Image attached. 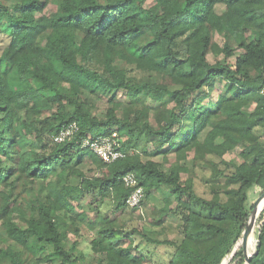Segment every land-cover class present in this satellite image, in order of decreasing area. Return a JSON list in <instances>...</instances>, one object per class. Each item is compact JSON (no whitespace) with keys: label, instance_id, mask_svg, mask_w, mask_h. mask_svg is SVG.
I'll return each instance as SVG.
<instances>
[{"label":"trees","instance_id":"16d2710c","mask_svg":"<svg viewBox=\"0 0 264 264\" xmlns=\"http://www.w3.org/2000/svg\"><path fill=\"white\" fill-rule=\"evenodd\" d=\"M0 34V264H83L81 223L91 264H145L134 233L174 247L167 264H247L249 192H264V0H0ZM98 97L111 104L102 117ZM73 122V139L55 141ZM113 134L126 157L81 147ZM128 172L143 204L167 190L153 223L179 217L180 242L102 216L112 199L129 208ZM247 250L264 264V206Z\"/></svg>","mask_w":264,"mask_h":264},{"label":"rangeland","instance_id":"374dc122","mask_svg":"<svg viewBox=\"0 0 264 264\" xmlns=\"http://www.w3.org/2000/svg\"><path fill=\"white\" fill-rule=\"evenodd\" d=\"M151 2V0H149ZM217 40L222 43V38L220 36H217ZM8 38L4 35L0 34V51L1 49L7 44ZM222 58V56H220ZM210 61H214L215 57L212 54H209L208 56ZM235 57H232L229 59V61L234 62ZM131 74L135 75L138 79L144 78V74L141 71L133 70L130 72ZM118 99L126 100V93L125 91L121 90L118 94ZM107 97H98L94 98L93 104H94V110L95 113L98 116H103L106 112L107 107H109L111 104L107 101ZM237 152L239 149L236 150ZM236 153H231L227 157H234L238 158V155ZM160 159V158H158ZM81 169H83L87 175L93 176L95 174H99L98 170L93 164L90 163H84L81 166ZM198 181V180H197ZM200 183V182H199ZM199 191H202V187H197ZM206 190L209 189L208 186L205 187ZM164 191H167L164 188H160L154 191V199L146 200L145 203L142 205L140 209H130L127 208L124 210H120L118 212L113 211V207L110 204H105L104 208L102 209L101 213L102 216H109L111 219H113L116 222V227L122 229V230H129L133 231V229H139L143 230V233H147L150 237L153 238H159V239H172L176 240L177 242H180L183 238V234L179 228L180 225V219L176 215L168 214L163 217V222L161 225H156L153 223V217H159V214H156V209L160 208L164 205V201L161 198ZM263 189L261 187L259 188H252L249 192V206L254 204V202L263 194ZM166 193V192H165ZM163 197V196H162ZM92 200V199H91ZM90 201V196L88 193H86L83 198L82 202L86 203ZM109 203V202H107ZM87 219L86 221L91 222L94 221L97 218V211H92L87 208ZM156 214V215H155ZM81 235L77 239L79 240L78 243V249L81 252L83 259L85 261L83 264H91L92 262V249L90 240L92 238L93 232L88 228L86 224L81 223ZM133 242H134V248L131 250L134 254H141V253H148L147 260L145 264H167L168 260L173 256L174 254V247L167 245V244H161V245H155L146 240V238L143 237L142 234L134 233L133 234ZM137 247V248H136ZM45 264V263H43Z\"/></svg>","mask_w":264,"mask_h":264},{"label":"built area","instance_id":"2783aa9c","mask_svg":"<svg viewBox=\"0 0 264 264\" xmlns=\"http://www.w3.org/2000/svg\"><path fill=\"white\" fill-rule=\"evenodd\" d=\"M260 93L264 95V77ZM79 126L76 122L62 128L55 141L58 143L66 140H72L78 131ZM81 147L87 148L94 152L105 162L110 163L126 157V152L121 149L120 141L115 134L113 135H96L87 136L81 139ZM125 185L130 189L126 204L129 208L140 209L145 199L144 187L139 185L138 178L133 172H128L123 176Z\"/></svg>","mask_w":264,"mask_h":264},{"label":"water","instance_id":"95a60500","mask_svg":"<svg viewBox=\"0 0 264 264\" xmlns=\"http://www.w3.org/2000/svg\"><path fill=\"white\" fill-rule=\"evenodd\" d=\"M264 206V192L263 194L254 202L253 208L249 214L248 220L245 225V230L243 233V242H244V250L246 254V262L247 264H251V257L248 254L247 250V243H248V235H249V230L252 225V222L257 215L258 211Z\"/></svg>","mask_w":264,"mask_h":264},{"label":"crops","instance_id":"0c3cea01","mask_svg":"<svg viewBox=\"0 0 264 264\" xmlns=\"http://www.w3.org/2000/svg\"><path fill=\"white\" fill-rule=\"evenodd\" d=\"M107 202H108V201H107ZM113 204H114V203H113V199H112V201H111V204H110V205L113 207V206H114Z\"/></svg>","mask_w":264,"mask_h":264}]
</instances>
